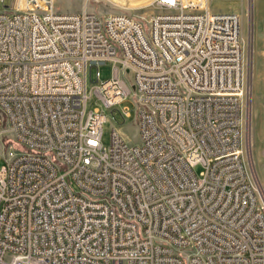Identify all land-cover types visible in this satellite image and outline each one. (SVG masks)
I'll list each match as a JSON object with an SVG mask.
<instances>
[{"label": "built area", "instance_id": "built-area-1", "mask_svg": "<svg viewBox=\"0 0 264 264\" xmlns=\"http://www.w3.org/2000/svg\"><path fill=\"white\" fill-rule=\"evenodd\" d=\"M152 5L0 10V264H264L241 15ZM92 96L112 112L131 97L139 141L113 127L104 146Z\"/></svg>", "mask_w": 264, "mask_h": 264}, {"label": "rangeland", "instance_id": "rangeland-1", "mask_svg": "<svg viewBox=\"0 0 264 264\" xmlns=\"http://www.w3.org/2000/svg\"><path fill=\"white\" fill-rule=\"evenodd\" d=\"M154 0H55L56 8L61 11H81L88 9L97 13L125 12L142 15L155 10ZM13 0L0 1V10L4 4H12ZM209 7L215 11H237L242 19V35L245 47V74L247 79L246 106L251 117L248 123L249 158L252 160L256 173L264 183V0H209ZM100 72V80L112 76L113 65L106 62L93 67L88 77V88L96 83V71ZM89 74V71H88ZM90 76V74H89ZM130 78V76H128ZM100 107L107 116L103 124L102 143L108 147L112 139L113 127L119 128L121 135L133 142L139 141L136 104L129 97L118 109L110 111L92 96L88 109ZM128 107L130 116L124 118L121 110ZM253 108V109H252ZM252 109V110H251ZM252 135V136H251ZM3 160H0V164ZM199 170V167L196 168Z\"/></svg>", "mask_w": 264, "mask_h": 264}, {"label": "bare ground", "instance_id": "bare-ground-1", "mask_svg": "<svg viewBox=\"0 0 264 264\" xmlns=\"http://www.w3.org/2000/svg\"><path fill=\"white\" fill-rule=\"evenodd\" d=\"M252 109H253V108H252ZM252 109H251V110H252ZM249 114H250V112H249ZM251 136H252V135H251Z\"/></svg>", "mask_w": 264, "mask_h": 264}, {"label": "crops", "instance_id": "crops-1", "mask_svg": "<svg viewBox=\"0 0 264 264\" xmlns=\"http://www.w3.org/2000/svg\"><path fill=\"white\" fill-rule=\"evenodd\" d=\"M209 1V0H208Z\"/></svg>", "mask_w": 264, "mask_h": 264}]
</instances>
